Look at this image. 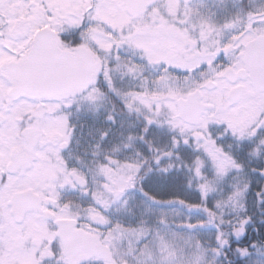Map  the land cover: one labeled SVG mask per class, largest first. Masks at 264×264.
<instances>
[{
	"label": "snow or ice",
	"instance_id": "obj_1",
	"mask_svg": "<svg viewBox=\"0 0 264 264\" xmlns=\"http://www.w3.org/2000/svg\"><path fill=\"white\" fill-rule=\"evenodd\" d=\"M0 264H264V0H0Z\"/></svg>",
	"mask_w": 264,
	"mask_h": 264
}]
</instances>
